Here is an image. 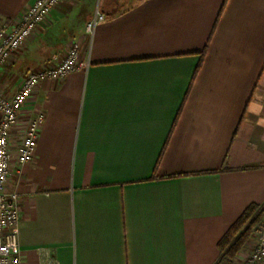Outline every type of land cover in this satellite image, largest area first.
<instances>
[{
	"label": "crops",
	"instance_id": "crops-1",
	"mask_svg": "<svg viewBox=\"0 0 264 264\" xmlns=\"http://www.w3.org/2000/svg\"><path fill=\"white\" fill-rule=\"evenodd\" d=\"M32 2L0 0V26ZM97 2L62 0L0 68L11 98L74 43L89 63L42 81L12 130L23 262L216 264L230 226L264 206V0ZM38 112L34 157L19 164Z\"/></svg>",
	"mask_w": 264,
	"mask_h": 264
},
{
	"label": "built area",
	"instance_id": "built-area-1",
	"mask_svg": "<svg viewBox=\"0 0 264 264\" xmlns=\"http://www.w3.org/2000/svg\"><path fill=\"white\" fill-rule=\"evenodd\" d=\"M61 1L33 0L19 25L10 30L0 26V68L46 22L51 11ZM105 18L104 14L97 11L94 18L87 22L86 34L89 39L96 25ZM88 65V62L79 60V44L74 43L66 56L55 66L26 74L21 87L11 98L0 94V264H24L18 237L20 196L17 192H8L6 189L11 174L12 130L17 125L27 100L42 81L65 78L79 68H87ZM43 119L44 114L38 112L27 123L17 155L19 164L32 161ZM259 209L263 213L259 227L262 237L243 264H264V206H260Z\"/></svg>",
	"mask_w": 264,
	"mask_h": 264
},
{
	"label": "trees",
	"instance_id": "trees-1",
	"mask_svg": "<svg viewBox=\"0 0 264 264\" xmlns=\"http://www.w3.org/2000/svg\"><path fill=\"white\" fill-rule=\"evenodd\" d=\"M207 47L201 52V57L206 53ZM198 65L196 72L199 70ZM260 208L257 204H251L248 206L241 216L230 226L223 237L218 242V249L220 252V258L216 264H234L236 255L241 251L249 238L252 227L255 225L256 220H253L246 229L238 234L241 228L250 219L253 213Z\"/></svg>",
	"mask_w": 264,
	"mask_h": 264
},
{
	"label": "rangeland",
	"instance_id": "rangeland-1",
	"mask_svg": "<svg viewBox=\"0 0 264 264\" xmlns=\"http://www.w3.org/2000/svg\"><path fill=\"white\" fill-rule=\"evenodd\" d=\"M99 1L100 0H98V2L97 3H99ZM57 63H58V61H57ZM56 63V64H57ZM55 64V65H56ZM54 65V66H55ZM11 136H12V133H11ZM262 217H263V213H262V211H260V209H258V210H256L254 213H253V215L250 217V219L246 222V224L241 228V230H240V232L238 233V234H240V233H242L245 229H246V227H248L250 224H251V222L253 221V220H256V223H255V225L252 227V229H251V232H250V234H249V238H251L252 239V243H254L253 245H254V247H253V249L255 248V246L258 244V242L260 241V239H261V237H262V233L259 231V227H260V225H261V220H262ZM248 238V239H249ZM248 241V240H247ZM246 259H244V261H245Z\"/></svg>",
	"mask_w": 264,
	"mask_h": 264
}]
</instances>
